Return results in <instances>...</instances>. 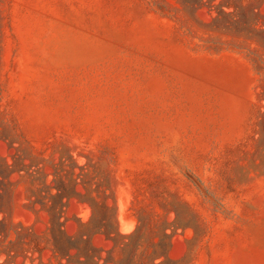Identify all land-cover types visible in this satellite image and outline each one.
<instances>
[{"label":"rangeland","instance_id":"374dc122","mask_svg":"<svg viewBox=\"0 0 264 264\" xmlns=\"http://www.w3.org/2000/svg\"><path fill=\"white\" fill-rule=\"evenodd\" d=\"M0 264H264V0H0Z\"/></svg>","mask_w":264,"mask_h":264},{"label":"bare ground","instance_id":"6f19581e","mask_svg":"<svg viewBox=\"0 0 264 264\" xmlns=\"http://www.w3.org/2000/svg\"><path fill=\"white\" fill-rule=\"evenodd\" d=\"M122 217V216H121ZM122 220H123V217H122ZM124 221V220H123Z\"/></svg>","mask_w":264,"mask_h":264}]
</instances>
